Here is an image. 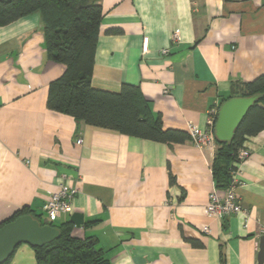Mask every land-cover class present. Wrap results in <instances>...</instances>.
I'll return each instance as SVG.
<instances>
[{
  "label": "crops",
  "instance_id": "obj_1",
  "mask_svg": "<svg viewBox=\"0 0 264 264\" xmlns=\"http://www.w3.org/2000/svg\"><path fill=\"white\" fill-rule=\"evenodd\" d=\"M98 5L92 87L137 86L164 130L204 129L232 84L264 74V0ZM63 71L36 15L0 27V225L22 210L46 221V201L64 184L77 194L54 225L81 222L73 235L95 240L109 264H264V129L245 142L237 176L246 214L209 218V194L226 192L212 178L216 145L142 140L54 112L48 86ZM8 264H36L33 249L20 245Z\"/></svg>",
  "mask_w": 264,
  "mask_h": 264
},
{
  "label": "trees",
  "instance_id": "obj_2",
  "mask_svg": "<svg viewBox=\"0 0 264 264\" xmlns=\"http://www.w3.org/2000/svg\"><path fill=\"white\" fill-rule=\"evenodd\" d=\"M99 0H0V27L22 17L36 15L48 59L64 66L60 77L48 86V109L83 121L85 124L157 143L179 144L190 140L186 132L164 130L159 116H153L149 104L137 86L122 84L118 92L95 89L91 84L94 52L103 17ZM260 95L240 125L231 143H217L212 164L216 189L231 185L239 152L245 142L264 129V74L250 82L231 86L227 100ZM225 102V101H224ZM223 102V103H224ZM219 109V108H218ZM214 115V123L217 112ZM30 215L41 226L52 225L59 238L39 248H32L36 264H109L92 238H77L69 221L56 226L41 221L26 210L15 213L0 228L19 216ZM193 245L196 243L191 241ZM12 256L3 264H8Z\"/></svg>",
  "mask_w": 264,
  "mask_h": 264
},
{
  "label": "water",
  "instance_id": "obj_3",
  "mask_svg": "<svg viewBox=\"0 0 264 264\" xmlns=\"http://www.w3.org/2000/svg\"><path fill=\"white\" fill-rule=\"evenodd\" d=\"M261 98L235 97L222 103L214 123V138L217 143H231L234 133L249 109ZM76 227L81 225L72 217L69 221ZM59 238V231L52 225L41 226L30 215H22L0 228V264H3L20 245L39 248ZM260 262L264 260V237L258 254Z\"/></svg>",
  "mask_w": 264,
  "mask_h": 264
},
{
  "label": "built area",
  "instance_id": "obj_4",
  "mask_svg": "<svg viewBox=\"0 0 264 264\" xmlns=\"http://www.w3.org/2000/svg\"><path fill=\"white\" fill-rule=\"evenodd\" d=\"M164 54L168 50H163ZM216 110L209 113L206 127L201 129L194 124H187V134L190 140L198 148L213 147L216 145L214 138V115ZM76 144H82L81 139L76 140ZM250 151L242 149L239 152L238 161L235 163V170L231 171V185L223 196H219L215 191L211 192L208 196V201L205 206V214L209 218L224 219L230 215L238 213L246 214L242 208L241 200L236 194V187L238 186L237 176L240 165L249 157ZM77 194V190L68 185L60 184L59 190L49 196L46 201L44 210L48 223L54 224L61 219H65L72 213V201ZM208 232V228L203 229Z\"/></svg>",
  "mask_w": 264,
  "mask_h": 264
}]
</instances>
